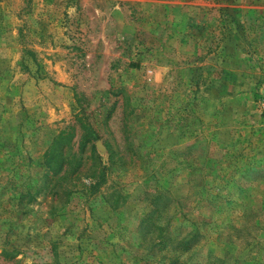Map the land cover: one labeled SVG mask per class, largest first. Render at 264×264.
I'll list each match as a JSON object with an SVG mask.
<instances>
[{"label": "rangeland", "instance_id": "1", "mask_svg": "<svg viewBox=\"0 0 264 264\" xmlns=\"http://www.w3.org/2000/svg\"><path fill=\"white\" fill-rule=\"evenodd\" d=\"M262 83L264 0H0V264H264Z\"/></svg>", "mask_w": 264, "mask_h": 264}, {"label": "trees", "instance_id": "2", "mask_svg": "<svg viewBox=\"0 0 264 264\" xmlns=\"http://www.w3.org/2000/svg\"><path fill=\"white\" fill-rule=\"evenodd\" d=\"M90 128V127H89ZM88 128V130H86V132H85V134L83 135V139L84 140H88V138L90 137V132H91V128L89 129ZM92 133V132H91ZM96 136V135H95ZM109 149V148H108ZM91 152H94V153H96V149H95V145L94 144H92L91 145ZM93 154V153H92ZM109 156H111V151H109ZM95 158H97V160H98V162L100 163V164H102V161H101V158H100V155L98 154V153H96L95 154ZM197 231H198V227L197 226H194V231H193V233H197ZM175 259H177V258H179V256L178 255H176L175 257H174ZM173 259V258H172ZM170 260H171V258H170ZM186 264H188V263H186Z\"/></svg>", "mask_w": 264, "mask_h": 264}, {"label": "crops", "instance_id": "3", "mask_svg": "<svg viewBox=\"0 0 264 264\" xmlns=\"http://www.w3.org/2000/svg\"><path fill=\"white\" fill-rule=\"evenodd\" d=\"M262 84H264V83H262ZM260 92H261L262 97H264V86H260Z\"/></svg>", "mask_w": 264, "mask_h": 264}]
</instances>
